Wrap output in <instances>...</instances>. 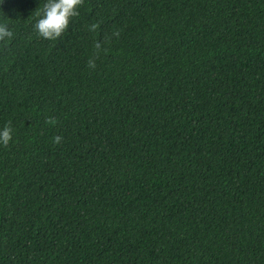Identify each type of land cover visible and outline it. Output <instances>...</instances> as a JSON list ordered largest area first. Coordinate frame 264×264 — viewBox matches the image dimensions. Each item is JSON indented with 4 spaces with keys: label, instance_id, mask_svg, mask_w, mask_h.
Listing matches in <instances>:
<instances>
[{
    "label": "trees",
    "instance_id": "obj_1",
    "mask_svg": "<svg viewBox=\"0 0 264 264\" xmlns=\"http://www.w3.org/2000/svg\"><path fill=\"white\" fill-rule=\"evenodd\" d=\"M45 2L0 0V264H264V0Z\"/></svg>",
    "mask_w": 264,
    "mask_h": 264
},
{
    "label": "clouds",
    "instance_id": "obj_2",
    "mask_svg": "<svg viewBox=\"0 0 264 264\" xmlns=\"http://www.w3.org/2000/svg\"><path fill=\"white\" fill-rule=\"evenodd\" d=\"M83 0H46L43 7L37 11L38 18L34 29L36 34L44 39L54 40L68 26L69 19L78 15V9ZM96 25H91L95 29ZM13 35L6 23H0V40L11 38ZM91 65V62H89ZM12 129L9 124L0 127V144L7 145L11 139ZM60 140L59 136L53 138V143Z\"/></svg>",
    "mask_w": 264,
    "mask_h": 264
}]
</instances>
